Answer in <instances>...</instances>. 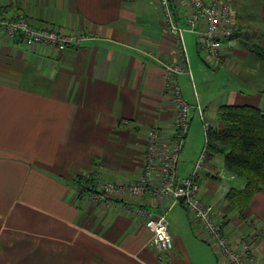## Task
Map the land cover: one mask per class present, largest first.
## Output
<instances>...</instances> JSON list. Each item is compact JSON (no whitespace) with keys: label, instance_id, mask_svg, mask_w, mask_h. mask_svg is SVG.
<instances>
[{"label":"crops","instance_id":"crops-1","mask_svg":"<svg viewBox=\"0 0 264 264\" xmlns=\"http://www.w3.org/2000/svg\"><path fill=\"white\" fill-rule=\"evenodd\" d=\"M171 3L175 20L187 27L188 0ZM236 4L248 9L249 22L236 9L232 45L224 44L222 65L212 66L189 30L184 55L160 0H0L10 18L23 13L37 24L93 36L57 50L12 40L0 27V264H230L185 202L148 194L102 202L80 195L74 178L99 171L107 180L139 182L152 129L161 151L171 149L175 84L193 106L181 176L205 146L197 102L213 127L222 104L264 109V60L252 51L264 49V0ZM167 64L182 67L171 80ZM216 79L225 84L211 95L207 82ZM230 174L222 156L206 158L200 198L215 205L228 234H248L254 264H264V189L242 208L227 194L245 180ZM135 206L167 213L170 252L160 256L150 245L146 217L129 210Z\"/></svg>","mask_w":264,"mask_h":264},{"label":"built area","instance_id":"built-area-1","mask_svg":"<svg viewBox=\"0 0 264 264\" xmlns=\"http://www.w3.org/2000/svg\"><path fill=\"white\" fill-rule=\"evenodd\" d=\"M188 2L191 5V14L188 17V26L184 27L175 20L171 0H160L170 31L176 36L184 55L187 51L185 31L189 30L197 34L198 43L208 58V63L212 66L222 65L223 46L226 43L232 45V37L238 24V12L234 0H188ZM0 27L4 28L12 40L19 37L27 45L44 44L57 50L76 47L93 37L90 33H65L50 25L34 23L23 13L10 18L4 14L2 7H0ZM166 66L167 77L170 80L175 72L182 69L174 65ZM187 71L190 72L188 69ZM174 88L177 116L172 127L171 149L167 152L161 151L159 131L157 128L152 129L146 164L140 181L115 182L105 179L98 173L95 175L97 191L91 193L90 197L109 203L112 201L111 198L116 196L148 194L159 198L171 197V204L177 203L182 197L188 211L203 228L207 238L221 256L230 264H254L257 253L248 234L241 232L236 237L228 234L224 222L215 216V205L200 198L201 186L198 182V174L204 168L206 161V145L190 173L181 176L178 172L179 157L190 127L193 106L184 98L179 85L175 84ZM195 107L204 122L205 140H207V130L211 124L203 106L197 102ZM159 164H162L163 181L158 186L154 183V174L158 171ZM225 175L226 173L221 176L225 177ZM229 176L234 177L233 174ZM129 210L146 217V226L151 231L149 243L160 256L173 249L174 240L166 212L155 214L143 206L129 207Z\"/></svg>","mask_w":264,"mask_h":264},{"label":"trees","instance_id":"trees-1","mask_svg":"<svg viewBox=\"0 0 264 264\" xmlns=\"http://www.w3.org/2000/svg\"><path fill=\"white\" fill-rule=\"evenodd\" d=\"M252 51L264 60V49ZM217 115L218 125L207 130L206 158L222 156L227 171L245 180L244 188H231L227 194L231 203L243 208L264 189V109L251 104H222ZM98 173L75 176L80 195L97 191Z\"/></svg>","mask_w":264,"mask_h":264},{"label":"rangeland","instance_id":"rangeland-1","mask_svg":"<svg viewBox=\"0 0 264 264\" xmlns=\"http://www.w3.org/2000/svg\"><path fill=\"white\" fill-rule=\"evenodd\" d=\"M239 1L240 0H235L234 1V3H237L236 5H238L239 4ZM240 5V4H239ZM235 8H236V6H235ZM237 10H238V12H239V14L241 15V16H244L245 18H246V20L249 22V20L247 19L248 18V16H247V12H248V9L247 8H244V6L241 8V7H238L237 6V8H236ZM249 13L251 14V12L249 11ZM251 41H252V39H250ZM194 49H195V46H193V51H194ZM197 54V53H196ZM202 54V57H205V54H204V52H201L200 53V55ZM201 56H199L198 57V60H199V62H203V58H202ZM204 63V62H203ZM211 69H213V70H216L214 67H210ZM225 84V82L224 81H221V80H219V79H216V80H212V81H209V82H207V85H208V87H207V91H208V93H210L211 95L212 94H215V92L216 91H218L219 89H221L222 88V86ZM210 86H211V88H210ZM191 90H192V92H193V88H192V86H191ZM193 94H194V92H193ZM200 117V116H199ZM201 119V118H200ZM203 130H204V126H203ZM203 136H204V145H205V131H203ZM170 140H171V142H172V140H173V136L171 135V137H170ZM204 149V148H203ZM202 153V152H201ZM201 155V154H200ZM196 165V164H195ZM161 169H162V164H159L158 165V171L154 174V183L156 184V185H160L161 184V182L163 181V176H162V173H161ZM157 174H159L160 176V178H158V182H156V179H155V176H157ZM230 191V190H229ZM228 191V192H229ZM150 196H152V197H156V196H153V195H150ZM158 198V197H157ZM169 200H171V197L170 198H168Z\"/></svg>","mask_w":264,"mask_h":264},{"label":"water","instance_id":"water-1","mask_svg":"<svg viewBox=\"0 0 264 264\" xmlns=\"http://www.w3.org/2000/svg\"><path fill=\"white\" fill-rule=\"evenodd\" d=\"M180 201H181V202H184V199L181 197V198H180Z\"/></svg>","mask_w":264,"mask_h":264}]
</instances>
